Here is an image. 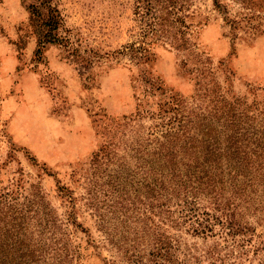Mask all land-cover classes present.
I'll use <instances>...</instances> for the list:
<instances>
[{
	"label": "rangeland",
	"instance_id": "374dc122",
	"mask_svg": "<svg viewBox=\"0 0 264 264\" xmlns=\"http://www.w3.org/2000/svg\"><path fill=\"white\" fill-rule=\"evenodd\" d=\"M56 1L79 59L58 44L38 58L25 3L0 0V217L12 233L0 246L68 247L75 264H172L149 259L174 231L155 215L134 148L172 94L203 110L237 99L264 110V0H150L154 13L148 0ZM152 23L170 29L154 58L118 52Z\"/></svg>",
	"mask_w": 264,
	"mask_h": 264
},
{
	"label": "trees",
	"instance_id": "16d2710c",
	"mask_svg": "<svg viewBox=\"0 0 264 264\" xmlns=\"http://www.w3.org/2000/svg\"><path fill=\"white\" fill-rule=\"evenodd\" d=\"M23 2L29 11L27 36L35 37L38 58L54 44L81 57L80 49L71 47V37L61 31L64 17L56 0ZM146 7L154 13L150 0ZM169 31L146 24L139 39L118 52L136 64L146 62L154 56L153 45ZM237 100L203 110L188 107L186 99L172 94L159 105L157 116L150 115L155 123L140 136L134 150L142 173L151 177L148 181L145 176L144 186L153 192L155 215L174 231L167 241L163 236L154 240L152 262L160 257L172 264H242L253 251L259 264H264V110L257 109L259 115L250 113L251 106L242 108L244 103ZM136 115L141 116L139 108ZM4 219L0 217L5 228L0 241H8L12 234L10 220ZM198 239L210 244L201 246ZM0 264L75 263L68 247L15 252L0 246Z\"/></svg>",
	"mask_w": 264,
	"mask_h": 264
},
{
	"label": "crops",
	"instance_id": "0c3cea01",
	"mask_svg": "<svg viewBox=\"0 0 264 264\" xmlns=\"http://www.w3.org/2000/svg\"><path fill=\"white\" fill-rule=\"evenodd\" d=\"M45 118V117H44ZM49 120H50V122H52V123H54L55 125H64V123H62V122H59L58 120H55V119H52V118H50L49 117ZM13 133H14V131H13ZM17 137H19L18 135H17ZM22 143V142H21ZM23 144H28L29 145V143H26V142H23Z\"/></svg>",
	"mask_w": 264,
	"mask_h": 264
}]
</instances>
